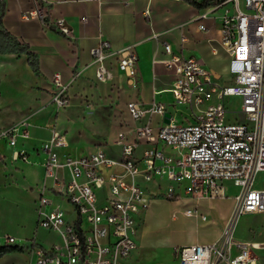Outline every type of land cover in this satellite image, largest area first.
<instances>
[{"label":"built area","instance_id":"obj_1","mask_svg":"<svg viewBox=\"0 0 264 264\" xmlns=\"http://www.w3.org/2000/svg\"><path fill=\"white\" fill-rule=\"evenodd\" d=\"M213 6L226 7L219 33L229 55L227 80L216 79L196 58L183 57L162 41L167 56L160 62L171 75L167 91L172 100L126 103L128 120L118 122L122 129L113 143L118 155L97 147L73 156L58 132L42 142L45 160L37 185L36 228L55 233L57 240L48 246L29 241L31 264H133L136 217L149 204L142 183L160 179L166 181L163 195L169 198L198 193L220 197L224 182L231 181L239 188L232 220L264 213V178L256 182L264 174V0H217ZM22 17L43 22L45 14L38 7ZM54 24L72 36L63 19ZM199 29L205 30L204 24ZM90 54L97 81H110L114 65L128 85L137 87L138 56L132 44L113 50L101 40ZM50 81L51 103L57 110L65 108L69 83L59 72ZM228 97L238 98V110H229ZM26 124L10 126L0 136L13 145L16 136L27 134ZM18 157L25 159L24 152L15 151L13 159ZM184 214L197 211L185 208ZM231 230L230 222L210 244L178 247L176 264H258L251 250L260 244L233 239ZM5 242L14 238L5 236Z\"/></svg>","mask_w":264,"mask_h":264},{"label":"crops","instance_id":"obj_2","mask_svg":"<svg viewBox=\"0 0 264 264\" xmlns=\"http://www.w3.org/2000/svg\"><path fill=\"white\" fill-rule=\"evenodd\" d=\"M0 1L4 5L3 27L18 42L26 44L38 61L35 72L29 66L25 53H0V112L7 104L6 107L12 106L13 115L0 126V132L22 121L27 122L24 127L27 134L16 136L13 145L0 136V245L23 247L32 241L25 239L23 234L28 224L25 208L35 212L37 185L45 160L40 148L42 142L52 132H58L68 143L65 151L73 156L92 152L97 147L104 151L110 147L112 151L105 152L118 155L119 148L113 143L117 132L122 129L118 122L120 119L128 120L126 103L140 100L147 104L155 100L168 104L172 100L167 91L171 75L160 62L167 56L162 41L168 42L173 52L196 58L216 79L227 80L229 55L220 44L219 33L221 15L226 7L214 8L217 0H193L196 4L189 0ZM38 7L45 14L43 22L36 17L23 19V12ZM202 14L205 17H201ZM82 17L86 18L81 20ZM58 18L65 21L71 37L60 33L55 26L54 21ZM199 24H204L205 30L199 29ZM181 35L185 38L184 43ZM101 40H107L113 50L129 44L134 46L138 56L137 87L128 85L125 75L114 65L110 81L95 79L90 50ZM54 72H59L62 81L69 83V104L59 110L50 101L54 91L50 77ZM76 73L79 74L72 80ZM101 123L106 129L101 128ZM15 151H23L25 159H13ZM159 182L142 185L147 190V186L157 187ZM229 183L232 184L231 181L224 182L220 197L202 193L194 197L183 196L186 203L173 210L169 205L171 201L162 195L164 187L150 192L157 193L155 196L145 191L144 200L149 204L136 217V247L131 262L176 264L178 247L210 244L218 240L232 220L238 193L229 194L231 198L228 201ZM24 197L30 198V206L21 204L20 207V199ZM185 208L196 209L197 215H185ZM65 211L69 213V207L65 206ZM175 212L178 215L173 214ZM200 214L206 218L201 219ZM30 217L33 223V215ZM251 217L254 219L250 227L256 229L253 232L256 235L250 234L238 240L257 242L259 248L254 250H264V226L261 225L264 216ZM161 223L172 233L180 231L181 237H157ZM33 226L36 228V214ZM36 229L48 232L43 228ZM5 236H12L14 242H5ZM256 257L260 264V256ZM261 258L264 263V251Z\"/></svg>","mask_w":264,"mask_h":264},{"label":"rangeland","instance_id":"obj_3","mask_svg":"<svg viewBox=\"0 0 264 264\" xmlns=\"http://www.w3.org/2000/svg\"><path fill=\"white\" fill-rule=\"evenodd\" d=\"M169 97V96H168ZM227 104L229 106V110H238L239 106H238V98L237 97H228L227 99ZM7 104H4L2 107H5L4 109H2V111L0 112V126L7 123L11 118H12V106L8 105V107H6ZM1 108V107H0ZM103 127V129H106V127H104L103 123H101V128ZM106 152L112 151V148L107 147L105 148ZM264 178V174H260L257 177L256 182L259 183L260 179ZM159 181V187H156V185H149L147 186V190L146 193L147 194H151L150 192L156 190L159 191L158 189H162L163 187H165L166 181L160 179ZM230 185V183H229ZM239 190L238 187L234 186L233 183L230 185L229 191L227 193V197H228V201L230 200L229 198H231L230 195L237 193ZM230 194V195H229ZM157 195V194H155ZM160 194H158L159 196ZM163 195V194H162ZM165 197V199L171 201L169 202V205L171 206L172 210L177 207V206H182L185 202V197H183L184 195H181L180 198L174 197V198H169L166 195H163ZM172 200H176V201H172ZM21 204H25V205H31L32 202L30 200V198L24 197L23 199H20V207ZM216 206H218V204L215 203ZM27 211V225L25 228V232H23L24 234V238L25 239H31L34 238L36 241L40 242L43 245H48L50 243H52V241H56L57 240V236L55 233L52 232H47L45 233L44 231L40 230V229H36L35 226H33L34 223V215L36 214V212H30V210H27V208H25ZM173 212V211H172ZM30 214L33 215V223H31V217ZM175 215H178L177 212L173 213ZM251 216H264V213H256V214H245V215H241L240 219L237 218L236 219V223H235V229L232 232V237L233 239H245L247 236H249L250 234L256 235L253 232H256V229L254 227H250L253 224V217ZM180 217V216H178ZM251 217V218H250ZM239 221V222H238ZM261 225L264 226V222L261 223ZM160 230L157 233V237H161L164 239H172V238H178L181 237L182 233H180V231H174L173 233L170 232V229L166 228L164 226V224H160L159 226ZM262 234H264V231L262 232ZM29 243V241H28ZM15 244H17V242H15ZM27 242L25 245H23V248L21 251H12L9 253H6L2 256H0V264H31L32 258L30 257L29 253L27 251L28 247H27ZM263 249H259V250H251V254L252 256H260L259 258V263L260 264H264L262 262V258H261V254L263 253Z\"/></svg>","mask_w":264,"mask_h":264},{"label":"trees","instance_id":"obj_4","mask_svg":"<svg viewBox=\"0 0 264 264\" xmlns=\"http://www.w3.org/2000/svg\"><path fill=\"white\" fill-rule=\"evenodd\" d=\"M196 4L195 1L189 0ZM4 5L0 1V53H25L27 55V62L33 71L38 70V61L37 56L32 54L28 50L26 44H21L15 38H13L3 27L2 25V16H3ZM23 247L19 245L4 244L0 245V256L12 252V251H21Z\"/></svg>","mask_w":264,"mask_h":264},{"label":"bare ground","instance_id":"obj_5","mask_svg":"<svg viewBox=\"0 0 264 264\" xmlns=\"http://www.w3.org/2000/svg\"><path fill=\"white\" fill-rule=\"evenodd\" d=\"M237 219V218H236ZM236 219H235V221H234V223H233V226H232V230H231V235H232V232L234 231V229H235V223H236ZM239 222V221H238ZM256 247H258V246H256ZM259 248V247H258Z\"/></svg>","mask_w":264,"mask_h":264},{"label":"water","instance_id":"obj_6","mask_svg":"<svg viewBox=\"0 0 264 264\" xmlns=\"http://www.w3.org/2000/svg\"><path fill=\"white\" fill-rule=\"evenodd\" d=\"M165 116L168 117V116H169V113L167 112V113L165 114ZM167 120H168V119H166V121H167ZM233 223H234V220L231 221V224H233Z\"/></svg>","mask_w":264,"mask_h":264}]
</instances>
